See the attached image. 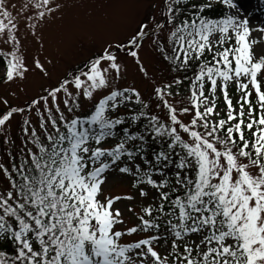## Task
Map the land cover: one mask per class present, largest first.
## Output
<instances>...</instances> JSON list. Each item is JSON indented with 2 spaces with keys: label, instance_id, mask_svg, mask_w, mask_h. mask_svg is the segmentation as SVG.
<instances>
[{
  "label": "snow or ice",
  "instance_id": "obj_1",
  "mask_svg": "<svg viewBox=\"0 0 264 264\" xmlns=\"http://www.w3.org/2000/svg\"><path fill=\"white\" fill-rule=\"evenodd\" d=\"M183 2L164 0L166 23L175 24ZM217 2L235 13L209 19L202 13L210 3L192 4V16L175 24L166 38L172 44L166 59L180 69L198 62L189 86L190 107L177 109L169 101L172 85L155 90L167 109V122L144 111L128 120L113 116L130 103L148 107L134 88L110 89L91 114H76L78 98L92 99L110 87L109 69L119 76L117 56L109 48L86 71L31 101L29 111L43 106L41 133L24 120L26 143L34 148H27L23 159L12 157L10 168L0 163V174L7 178L0 188V240L14 245L11 254L0 250V264H170L169 256L157 250L161 242L167 243L166 252L171 249V264H264V56L254 52L259 41L250 39L252 29L247 18L240 19L237 0ZM6 5L7 0H0V37L14 46L5 72L13 81L23 79L29 69L19 54L17 25ZM34 7L43 9L36 14L43 20L61 5L38 0ZM146 35L156 33L141 24L129 41L131 49H124L137 61L134 49ZM157 47L164 52L163 45ZM206 53L210 59L204 58ZM34 64L46 71L39 60ZM230 85L240 93L235 104ZM218 91L227 107L220 119ZM61 93L70 115L60 109ZM24 111L0 112V131ZM186 114L192 116L188 122L180 118ZM142 119L147 121L144 131H130ZM148 140L166 146L147 153ZM114 172L131 177L136 197L144 198L136 226L118 229L125 221L114 207L133 196L104 195L103 186ZM161 216L166 218V235L153 234L161 228ZM138 233L147 235L122 242Z\"/></svg>",
  "mask_w": 264,
  "mask_h": 264
},
{
  "label": "rangeland",
  "instance_id": "obj_2",
  "mask_svg": "<svg viewBox=\"0 0 264 264\" xmlns=\"http://www.w3.org/2000/svg\"><path fill=\"white\" fill-rule=\"evenodd\" d=\"M38 0H7V10L12 12L17 28L14 30L19 44V54L24 57L29 69L23 79L16 78L13 81L6 79V57L13 50V44L7 43V37H0V112L9 108H24L23 113H16L11 122L0 131V163L8 165L9 160L18 154L26 153L27 148H34L32 144L26 143L28 136L23 129L26 127L24 120L31 122V127L41 133L39 128L40 113L43 106L28 110L33 99L46 94V91L54 86H58L68 69L79 61L89 59L93 54L103 53L109 48L117 56L120 65L119 76L114 70L109 69L107 75L109 88L98 90L92 99L78 98L79 107L77 115H81L90 109L100 98L108 93L110 89H136L140 93L141 101L147 104L146 110L160 117L167 122V109L156 96L155 90L163 88L165 85H172L173 95L168 97L169 101L177 107H190L187 96H190V81L185 87L179 88L175 85L170 67L161 59V53L157 44L163 45L164 49L169 46L171 26L161 20L166 17V8L163 0H57L61 5L60 9L45 19L40 20L36 15L38 11L34 5ZM185 2H198L218 6L222 16L230 11L217 0H185ZM240 6V19L247 18L249 27L252 29L250 39L259 43L254 45V52L258 56H264V33L259 29L264 28V0H237ZM24 5H29L24 9ZM203 16L207 18V9ZM221 16V17H222ZM221 17H214L219 19ZM2 18V17H0ZM35 24V28L32 25ZM147 24L148 30L156 35H146L140 43L138 49L139 61L128 55L125 48L131 49L129 41L137 34L140 25ZM164 24V28L157 27ZM216 37H213L215 40ZM119 46V47H118ZM122 46V48H120ZM39 60L45 68V72L35 68L34 61ZM141 66L143 70H141ZM107 67V64H104ZM83 78V77H82ZM70 91L75 93L74 89ZM229 95L234 104L238 100L240 93L235 90L234 85L229 87ZM60 109L65 115H70L64 109L62 103L63 93L59 94ZM253 99L255 96L253 95ZM7 101V104L4 103ZM133 103L128 104L131 106ZM217 109L220 113L217 119L225 116L227 107L223 96L217 92ZM48 107L53 108V116L57 113L51 102ZM125 107H121L113 116L124 112ZM47 114L45 113V119ZM185 122L191 120V114L181 115ZM41 139L43 136L41 135ZM185 139H188L185 136ZM170 177V176H169ZM7 184L5 176L0 174V188ZM105 196H133L129 201L121 199L114 205L121 209L123 213L124 225L119 228L132 227L138 224V216L142 215L141 209L146 206L144 198L136 197V189L132 186V178L118 172L109 176L103 186ZM149 203L154 201L149 200ZM131 208L133 211H128ZM161 223L159 232L153 230V234L166 235V218L159 217ZM146 233L133 234L131 237H124L122 242H133L146 236ZM166 242L157 245V250L161 255H168L171 264L172 257L167 252Z\"/></svg>",
  "mask_w": 264,
  "mask_h": 264
},
{
  "label": "trees",
  "instance_id": "obj_3",
  "mask_svg": "<svg viewBox=\"0 0 264 264\" xmlns=\"http://www.w3.org/2000/svg\"><path fill=\"white\" fill-rule=\"evenodd\" d=\"M194 4H196V3H194ZM191 5L192 4L183 2V4L181 5V10L176 13V21H175V24L181 23L185 17H191L192 16V14L195 11V9H193L191 7ZM212 13L220 14V12L216 10V7L215 6L210 7L207 10V15L212 14ZM175 24H169V25L173 29L175 27ZM171 47H172V44H171V41H169V46H168V48L166 47L164 49V52L163 53H162V51L159 48L160 53H161V59L164 62H166V64L170 67V69L172 71V75H173L174 81H176L177 79L183 81L181 84H179L177 86H186L188 84V82L193 79L194 74L197 71V64H198V62L195 61V60H193L192 63L190 64V66L187 69H180V68H178L176 66V64H174L170 59H166L165 58V55H168V56H171L172 55ZM120 48H122V46H120ZM101 54L102 53L93 54L89 59H86L85 61H82V62L79 61L76 64H74L72 67H70L67 70L68 71V74H67V76L64 77V79H62V81L65 80V79H71L72 77H74L75 75L79 74L80 72L86 71L87 70V67L86 66L89 64V62L92 61V60H94V59H96V58H98ZM204 58L205 59H210L211 58V53H206ZM189 97L190 96H187V99L188 100H189ZM123 107H125V106H123ZM93 110H94V105L90 109H88L86 112L82 113L81 115L91 114V112ZM140 111H144V112L149 113L146 110V108H144L142 106V104H134L133 103L131 106L125 107L124 108V112H121L119 114H116V115H114V117L119 116L121 118H125L126 120H128V119H130L131 115L134 112H137L138 113ZM149 114L150 115H155V114H151V113H149ZM221 118H225V116H222ZM146 123H147V121L142 119L141 121H139V122H137L135 124H132L131 125V128H130V131L143 132L144 131V125H146ZM125 127H127V124L125 125ZM121 135H122V133H121ZM162 146H166V145H162L160 142H153L152 140H148L147 146L145 148V151L147 153H152L153 151H159ZM14 157L19 158V159H23L24 158L22 154H18L17 156H14ZM11 163H13L12 158L9 160L8 165H5V167H9L10 168ZM169 179L170 180H174V176H170ZM6 180H7V178H6ZM13 248H14V245H12L9 241H7V240H0V250H3L5 252L11 254Z\"/></svg>",
  "mask_w": 264,
  "mask_h": 264
}]
</instances>
